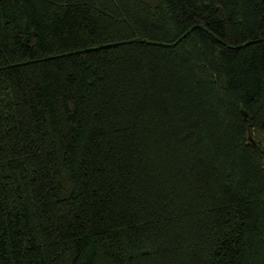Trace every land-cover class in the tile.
Here are the masks:
<instances>
[{
    "label": "trees",
    "instance_id": "obj_1",
    "mask_svg": "<svg viewBox=\"0 0 264 264\" xmlns=\"http://www.w3.org/2000/svg\"><path fill=\"white\" fill-rule=\"evenodd\" d=\"M0 264H264V0H0Z\"/></svg>",
    "mask_w": 264,
    "mask_h": 264
}]
</instances>
